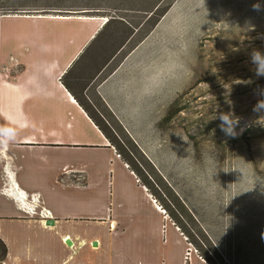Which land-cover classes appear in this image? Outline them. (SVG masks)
Instances as JSON below:
<instances>
[{
  "label": "rangeland",
  "instance_id": "obj_1",
  "mask_svg": "<svg viewBox=\"0 0 264 264\" xmlns=\"http://www.w3.org/2000/svg\"><path fill=\"white\" fill-rule=\"evenodd\" d=\"M158 1L0 0V17L52 11L122 20L99 33L87 73L141 24L103 74L137 48L149 60L141 64L156 101L124 120L99 103L91 113L132 158L164 221L183 238L181 264H208L192 242L209 264H264V108L257 107H264V77L251 62L254 51L264 54V0ZM154 5L166 11L145 36ZM222 115L232 135L222 130Z\"/></svg>",
  "mask_w": 264,
  "mask_h": 264
},
{
  "label": "crops",
  "instance_id": "obj_2",
  "mask_svg": "<svg viewBox=\"0 0 264 264\" xmlns=\"http://www.w3.org/2000/svg\"><path fill=\"white\" fill-rule=\"evenodd\" d=\"M54 13L0 17V264H181L183 238L85 111L151 107L149 60L87 73L106 20Z\"/></svg>",
  "mask_w": 264,
  "mask_h": 264
},
{
  "label": "trees",
  "instance_id": "obj_3",
  "mask_svg": "<svg viewBox=\"0 0 264 264\" xmlns=\"http://www.w3.org/2000/svg\"><path fill=\"white\" fill-rule=\"evenodd\" d=\"M161 2V0L158 1V3ZM156 3V5L158 4ZM171 3H169L170 5ZM156 5H154L148 12H149V16L148 19H151V23L148 27V30L146 31V33L144 34L145 36L154 28V26L158 23V21L160 20V18L164 15L165 13V9H161L159 11V7L157 8ZM168 6V5H167ZM165 10V11H164ZM114 24H123L122 20H117V19H113V18H109L105 21L104 25L102 26L101 30L98 32V34L96 35L95 38H98L99 33L104 32L106 30H109L112 25ZM141 25V24H140ZM140 25L134 27L133 29H130L128 32H126L123 37L121 38L120 42L118 43V45L116 46V49L111 53L113 54V56L115 55V53L119 52L120 50H122V48L125 46V44L132 39L133 35L136 33L134 32L135 29H138L140 27ZM124 27V26H123ZM143 35V36H144ZM112 56V57H113ZM112 57H108L106 61H109L112 59ZM120 62V61H119ZM105 64V63H104ZM117 65V64H116ZM116 67V66H115ZM114 69V68H112ZM112 69H110L109 71H107L104 75H102V78L105 77L108 73H110V71H112ZM99 71V70H98ZM64 85L67 87L68 85L64 82ZM105 109V108H103ZM85 111L88 113V115L90 116V118L92 119V121L95 123V125L98 127V129L101 131V133L105 136V138L108 140L109 144L114 148V150L116 151V153L119 155V157L122 159V161L128 166V168H130V170L136 175V177L138 178L139 181V177H140V172L138 170V167L136 166V164L134 163V161L132 160V158L130 156H128L126 154V152H124L120 146V144H118V142L116 140L113 139L110 131L108 129H106V127L102 124V122H100L99 120H97V118H95V116L91 113V110L85 109ZM121 131V130H120ZM130 148L132 149L133 152H135L137 154V156L142 159V154L140 153V151L138 150V148L135 146V144L131 141H127ZM154 170V168H153ZM140 182V181H139ZM141 185H143L146 189L149 188L148 187V183L146 181V179H144V181L140 182ZM161 184V182H160ZM148 190V189H147ZM156 201V200H155ZM176 201V200H175ZM161 207V206H160ZM162 208V207H161ZM163 209V208H162ZM173 219V218H172ZM192 219V218H191ZM175 223V222H174ZM177 223V222H176ZM175 223V224H176ZM180 227V230H184V228H182L180 226L179 223H177ZM182 234L186 233V231L181 232ZM187 234V233H186ZM188 235V234H187ZM201 235V234H200ZM189 237V236H188ZM202 244L205 246L209 245L207 239L202 235ZM194 244V246L199 249L198 251H200V256L204 259V261L206 263H211L212 261L210 260V256L204 252L200 246L198 244H196L195 242H192ZM192 243H190L191 245H193ZM211 248V246H210ZM213 251V250H212ZM214 252V251H213ZM5 255V248L3 246V244L0 242V259L3 258V256Z\"/></svg>",
  "mask_w": 264,
  "mask_h": 264
},
{
  "label": "clouds",
  "instance_id": "obj_4",
  "mask_svg": "<svg viewBox=\"0 0 264 264\" xmlns=\"http://www.w3.org/2000/svg\"><path fill=\"white\" fill-rule=\"evenodd\" d=\"M254 8L258 10V6H254ZM251 62L255 65V75L257 77H264V54L258 51H254L251 54ZM257 107L264 108L261 107L260 104H258ZM220 119L224 124L228 125V127L223 128L222 130L225 131L226 134L232 135L233 134L231 127L232 122L229 121V117L227 115H222Z\"/></svg>",
  "mask_w": 264,
  "mask_h": 264
},
{
  "label": "built area",
  "instance_id": "obj_5",
  "mask_svg": "<svg viewBox=\"0 0 264 264\" xmlns=\"http://www.w3.org/2000/svg\"><path fill=\"white\" fill-rule=\"evenodd\" d=\"M119 156V155H118ZM153 202H156L155 200H153ZM34 210L32 209L31 211H29V213L33 214ZM42 215V214H41Z\"/></svg>",
  "mask_w": 264,
  "mask_h": 264
},
{
  "label": "bare ground",
  "instance_id": "obj_6",
  "mask_svg": "<svg viewBox=\"0 0 264 264\" xmlns=\"http://www.w3.org/2000/svg\"><path fill=\"white\" fill-rule=\"evenodd\" d=\"M32 210V208L31 209H28V211H31Z\"/></svg>",
  "mask_w": 264,
  "mask_h": 264
},
{
  "label": "water",
  "instance_id": "obj_7",
  "mask_svg": "<svg viewBox=\"0 0 264 264\" xmlns=\"http://www.w3.org/2000/svg\"><path fill=\"white\" fill-rule=\"evenodd\" d=\"M93 245H95V244H93Z\"/></svg>",
  "mask_w": 264,
  "mask_h": 264
}]
</instances>
